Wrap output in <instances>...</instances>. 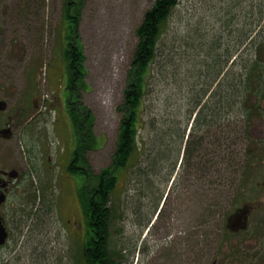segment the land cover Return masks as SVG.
Wrapping results in <instances>:
<instances>
[{
    "label": "rangeland",
    "instance_id": "374dc122",
    "mask_svg": "<svg viewBox=\"0 0 264 264\" xmlns=\"http://www.w3.org/2000/svg\"><path fill=\"white\" fill-rule=\"evenodd\" d=\"M11 1L7 3L8 6L10 4L13 6ZM66 1L68 0H30L33 13L30 15L20 13L18 18L28 23L31 31L25 36L26 39L18 37L15 32L10 33L11 41L20 39L17 41L21 44L20 49L18 48L15 52L12 46H0L1 75L9 77L11 81H19L25 78L29 69L34 68L39 77L41 93L47 99L52 98L53 93L58 94L59 92L62 96L64 94L66 76L63 48L66 44V32L69 29V24L63 19V7ZM227 1L180 0L175 7L176 14L172 22L182 28L183 19L190 20L196 12L193 21L201 17V27L210 31L218 29L224 38L228 37V40L233 42L237 25H232L227 34L219 19L225 16ZM152 2L153 0H82L77 9L74 31H78V38L85 53L86 74L84 79L87 84V88L82 89L81 97L93 113L92 129L99 143L97 148L85 152L93 171H99L101 167L110 162L120 118L116 105L122 100V91L126 84V75L136 42L134 29L140 22L143 12ZM248 2L244 0L243 3ZM235 5L232 8H236V12H239L240 4ZM240 14L241 16L238 18L237 15L234 22H241L243 11ZM257 30L258 26L254 25L251 35H255ZM71 41L75 42V39L71 37ZM22 54L24 56L20 57ZM196 73L195 71L190 76L186 75L185 80L179 85L173 77L158 84L161 101L166 102L165 112L183 108L182 117L185 116L184 109L188 105L186 91L196 80ZM232 114L231 111L228 113V115ZM51 116L52 111L50 118ZM190 121L191 118L187 122V131L191 128ZM263 123L264 117L261 116L258 121L251 124L252 136L257 137L264 134L261 133ZM218 124L221 125L212 128L214 135H211V131L206 134L203 138L206 142L200 148V153L213 155L220 165L214 171L210 169V175L205 176L196 169V158L194 157L196 151L191 150L189 153L183 152V155L182 153L179 155V158L183 156L186 169L180 167L178 173L166 177L167 181L164 180V176H161L162 180H159L155 175L151 180V185H146V182L142 181L140 183L134 181V183L132 180L125 185L123 181L119 182L112 199L118 206L117 212L124 214L123 219H119L116 225L117 228L121 226L122 231L113 235L112 243L115 246L124 247L125 245L128 248L131 247L133 251L130 242L138 245L140 238H144V232L151 235L148 237V243L151 246H164L159 241L156 243L151 234L158 232L160 233L159 239L177 241L179 252L177 251L169 259L164 260L162 257V259L153 261L155 264H209L218 258V254L222 258V264H264V239L262 237L264 227L259 228L264 223V211L262 209L254 211L248 227L238 235H234L230 229L227 230L225 225L226 216L235 207L240 206L244 201L256 199L263 191L259 186L261 173L253 175L241 184L243 175L241 165L245 166L246 159V156L241 155L244 152L243 147L256 150L255 157L261 160L264 158L263 141L256 138H234L235 143L225 141L219 146L209 145L207 142L210 138L223 136L225 129L223 121ZM237 124L241 125V123ZM60 129L62 138H65L67 142V156L69 157L75 138L67 113L61 116ZM50 138L54 136L50 134ZM194 141L195 138H192V147ZM208 148H211L210 151ZM220 156L225 160H220L218 158ZM257 162L259 161L256 158V163L252 165ZM186 170H189L191 175L187 176ZM157 187L163 195H166V199L161 211L154 218L155 198L159 192ZM75 195L76 191H69L68 206H63L61 214L57 215L53 206L47 216H39L34 231L29 236L20 235L18 246L11 252H0V264H82L80 236H74V232L67 229L72 226L73 220L79 217V215L74 216ZM68 216L72 221L70 224L68 222V226L65 227L64 221ZM144 218L150 221L145 227L141 223ZM169 219L171 223L167 224L166 221ZM139 226L144 228L141 230ZM190 231L193 233V243L187 234ZM226 246L229 254L225 250ZM128 248L124 253L126 255H129ZM169 248L161 250L164 254L172 253ZM142 252L141 249L138 254H135L131 264L142 263ZM121 264L126 263L121 261Z\"/></svg>",
    "mask_w": 264,
    "mask_h": 264
},
{
    "label": "trees",
    "instance_id": "16d2710c",
    "mask_svg": "<svg viewBox=\"0 0 264 264\" xmlns=\"http://www.w3.org/2000/svg\"><path fill=\"white\" fill-rule=\"evenodd\" d=\"M81 1L66 5L63 16L69 24L63 48L67 115L73 127L75 150L81 152L83 166L81 185L77 190L85 215L81 263L121 264L124 262L122 251L128 246L117 247L112 243L113 235L122 231V227L116 225L124 213L117 212L118 206L112 199L120 181L124 185L131 180L151 185L155 175L159 180L164 176L167 181L184 142V153L196 151V169L205 176L210 175L209 172L220 165L213 155L200 153V148L206 142L203 139L206 134L211 131L214 135L212 128L221 125L218 123L222 121L223 136L210 138L209 145L219 146L225 141L235 143L234 138H256L264 145V134L255 137L250 133L251 124L264 117V0H248L245 4L244 0L227 1L225 16L219 19L227 34L232 25H237L233 42L224 38L218 29L210 31L201 27V17L193 21L196 12L190 20L183 19L182 28L175 25L172 19L180 0H153L134 29L136 42L122 100L116 105L120 118L110 162L97 172L91 170L85 156L86 150L95 149L99 144L92 129L93 113L81 100V90L87 88L85 54L78 37L75 42L70 41L75 21V15L71 13L76 14ZM235 4H240L239 12L232 8ZM69 6L72 11L67 10ZM242 11L241 22H234ZM254 25L258 30L251 35ZM195 71L196 80L186 91L185 116L182 117L183 108L165 112L167 106L161 101L158 84L173 77L179 85L186 75ZM230 111L232 115H228ZM190 118L191 128L187 132ZM262 126L261 133H264V123ZM192 138H195L193 147ZM243 149L241 155L246 159L245 166L241 165V184L260 174V168L263 170L264 167V158L258 160L255 157L256 150ZM218 158L225 160L221 156ZM256 158L259 162L252 165ZM184 163L182 160L181 169ZM185 173L191 175L189 170Z\"/></svg>",
    "mask_w": 264,
    "mask_h": 264
},
{
    "label": "flooded vegetation",
    "instance_id": "af4514ba",
    "mask_svg": "<svg viewBox=\"0 0 264 264\" xmlns=\"http://www.w3.org/2000/svg\"><path fill=\"white\" fill-rule=\"evenodd\" d=\"M9 1L0 0V46H12L17 52L21 47L17 42L20 39L11 41L10 33L15 32L18 37L26 39L25 36L31 29L28 23L19 20L18 15L20 13L30 15L33 9L30 0H12L13 6L11 4L8 6ZM23 56L22 54L20 57ZM28 71L25 78L19 81H11L9 77L0 73V252H11L17 247L20 235L29 236L34 231L38 217L47 216L52 206L61 214L63 206L68 205L69 191H76L75 197L73 196L75 199L73 209L75 214L79 215L73 220L70 230L82 237L85 222L77 193L83 170L81 152H76L74 143L71 155L67 156V142L62 138L60 129L61 116L67 113V99L59 92L53 93L52 98H45L41 93L37 72L34 68ZM50 134L54 138H50ZM259 186L263 190L258 195L261 198L250 209L248 224L254 211L261 209L264 211V167L263 184ZM155 199L157 217L166 195L158 192ZM66 221L70 222V218ZM147 222H149L147 218L141 221L144 227ZM166 223H171V220H167ZM139 227L141 230L144 228ZM262 227L264 223L259 228ZM245 230L232 233L238 235ZM155 233H151L154 241L156 243L159 241L164 246H151L148 243V237L151 235L144 232V238L140 240L142 244L137 247L138 253L143 250V264H155L153 261L162 257L164 260L169 259L178 251L177 241L161 238L160 240L158 238L160 233ZM187 234L193 243L192 231ZM262 237L264 239V233ZM180 241L183 243L182 239ZM166 248L172 253L164 254L162 250ZM225 250L229 254L227 246ZM128 251L129 255L124 254V262L131 264L135 250L133 248L131 251L129 247ZM217 256L216 264H222L220 254Z\"/></svg>",
    "mask_w": 264,
    "mask_h": 264
},
{
    "label": "water",
    "instance_id": "95a60500",
    "mask_svg": "<svg viewBox=\"0 0 264 264\" xmlns=\"http://www.w3.org/2000/svg\"><path fill=\"white\" fill-rule=\"evenodd\" d=\"M259 200L253 202H244L233 213L227 216V226L230 229L245 228L247 226L248 212L250 208L257 204Z\"/></svg>",
    "mask_w": 264,
    "mask_h": 264
}]
</instances>
